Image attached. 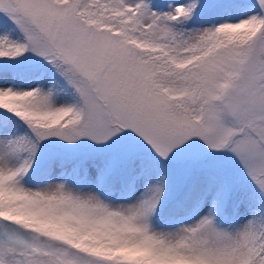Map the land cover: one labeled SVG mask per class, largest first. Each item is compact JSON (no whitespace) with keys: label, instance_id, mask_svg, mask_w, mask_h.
Here are the masks:
<instances>
[{"label":"snow or ice","instance_id":"6c2138e0","mask_svg":"<svg viewBox=\"0 0 264 264\" xmlns=\"http://www.w3.org/2000/svg\"><path fill=\"white\" fill-rule=\"evenodd\" d=\"M0 264H264V0H0Z\"/></svg>","mask_w":264,"mask_h":264}]
</instances>
